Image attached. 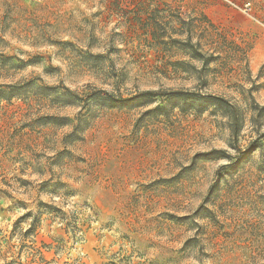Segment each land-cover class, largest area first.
<instances>
[{
	"label": "rangeland",
	"instance_id": "1",
	"mask_svg": "<svg viewBox=\"0 0 264 264\" xmlns=\"http://www.w3.org/2000/svg\"><path fill=\"white\" fill-rule=\"evenodd\" d=\"M6 86L0 264H264V0H0Z\"/></svg>",
	"mask_w": 264,
	"mask_h": 264
},
{
	"label": "trees",
	"instance_id": "2",
	"mask_svg": "<svg viewBox=\"0 0 264 264\" xmlns=\"http://www.w3.org/2000/svg\"><path fill=\"white\" fill-rule=\"evenodd\" d=\"M6 89L9 91L5 93L0 99L3 101H10L16 96H20V91L16 90V86H6ZM65 92H69L65 89ZM171 96L174 97V100H177L181 103L189 104L191 107H195L196 112L203 113L208 110V108L214 110L219 115L225 117L228 120L229 130L231 137L234 142L237 141L240 132V126L242 123L241 115L238 113L237 108L232 105L228 100L223 97L201 94L200 92H177L174 91L171 93ZM108 97L113 98L112 95ZM155 100V92L145 91L140 93L137 96L131 97L129 99H122L121 97L115 103V105H108L110 108H135L143 107L150 104ZM259 110H264V107H258ZM253 143L250 144V147Z\"/></svg>",
	"mask_w": 264,
	"mask_h": 264
}]
</instances>
